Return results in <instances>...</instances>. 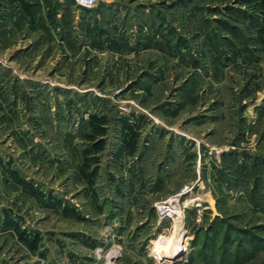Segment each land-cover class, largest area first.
<instances>
[{"label": "rangeland", "instance_id": "obj_1", "mask_svg": "<svg viewBox=\"0 0 264 264\" xmlns=\"http://www.w3.org/2000/svg\"><path fill=\"white\" fill-rule=\"evenodd\" d=\"M9 1L0 264H264V0Z\"/></svg>", "mask_w": 264, "mask_h": 264}, {"label": "bare ground", "instance_id": "obj_2", "mask_svg": "<svg viewBox=\"0 0 264 264\" xmlns=\"http://www.w3.org/2000/svg\"><path fill=\"white\" fill-rule=\"evenodd\" d=\"M175 201V200H173ZM190 202V201H188ZM169 203V201H168ZM167 203H162L159 205L160 209H165V208H169L167 209V211L169 213H167L168 216H172L173 218L175 217L174 213L177 212L176 208L178 207L177 203L174 202V205H170V207L166 206ZM172 212V213H171ZM185 249V246H180L178 244V233L176 232V234H174L173 236H171V238L163 243L162 246V250L166 251L167 253H169V256H176L179 251Z\"/></svg>", "mask_w": 264, "mask_h": 264}, {"label": "built area", "instance_id": "obj_3", "mask_svg": "<svg viewBox=\"0 0 264 264\" xmlns=\"http://www.w3.org/2000/svg\"><path fill=\"white\" fill-rule=\"evenodd\" d=\"M100 0H75V2L84 8H94L98 5Z\"/></svg>", "mask_w": 264, "mask_h": 264}, {"label": "crops", "instance_id": "obj_4", "mask_svg": "<svg viewBox=\"0 0 264 264\" xmlns=\"http://www.w3.org/2000/svg\"><path fill=\"white\" fill-rule=\"evenodd\" d=\"M8 2H10L9 0H8ZM13 5H15V3L13 2Z\"/></svg>", "mask_w": 264, "mask_h": 264}]
</instances>
